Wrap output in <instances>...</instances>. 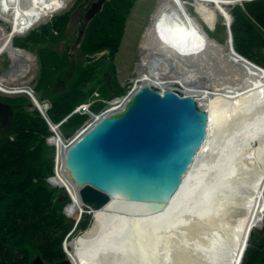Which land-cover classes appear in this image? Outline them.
Instances as JSON below:
<instances>
[{"label":"bare ground","instance_id":"obj_1","mask_svg":"<svg viewBox=\"0 0 264 264\" xmlns=\"http://www.w3.org/2000/svg\"><path fill=\"white\" fill-rule=\"evenodd\" d=\"M70 1L0 0V17L14 16L9 30L0 24V53L7 51L14 59L0 78L1 89L5 77H23L33 59L29 51L14 46V36L65 9ZM188 3L201 20L189 10ZM227 5L220 0H159L141 37V84L157 82L187 94L197 93L208 113L206 135L192 164L166 208L153 214L154 219H161L176 211L178 204L184 224L163 230L158 248L159 234L150 230L152 215L143 213L151 206L112 193L110 202L91 212L88 229L66 242L71 264H237L249 232L262 225L264 68L234 55ZM218 15L226 28L224 43L207 31L216 28ZM177 66L185 71L169 75ZM221 100L228 105L221 112L223 122L215 109ZM62 141L61 136L50 139L58 148L51 182L65 187L71 195L67 214L79 215L83 206L72 172L65 165ZM140 252L142 259L136 260Z\"/></svg>","mask_w":264,"mask_h":264},{"label":"trees","instance_id":"obj_2","mask_svg":"<svg viewBox=\"0 0 264 264\" xmlns=\"http://www.w3.org/2000/svg\"><path fill=\"white\" fill-rule=\"evenodd\" d=\"M80 1L83 0H76ZM135 2L105 0L84 29L78 44L82 59L74 66H67L64 55L61 57L50 46L43 45L64 32L72 9L52 16L26 36L13 38L14 46L37 50L39 69L34 92L40 93V99L52 97L46 114L54 123L66 117L60 125L62 132L86 120L85 114L70 113L94 90L91 83L101 75L105 60L112 62L119 51ZM229 8L234 49L264 68V0H243ZM96 53L102 54L92 62L85 61L86 55ZM114 68L110 63L112 92L116 96L124 90L116 83ZM62 73L70 75L65 90L53 95V82L62 81ZM103 92L108 95L106 85ZM0 100L8 102L12 111L6 119L8 127L0 133V264H30L38 255L47 264H54L67 257L63 241L70 232L85 230L91 214L83 212L77 222L76 217H67L63 207L69 199H58L61 190L49 186L47 178L53 174L54 150L46 143V137L52 132L39 111L29 110L27 106L32 104L22 96ZM240 264H264V229L255 230L248 237Z\"/></svg>","mask_w":264,"mask_h":264},{"label":"water","instance_id":"obj_3","mask_svg":"<svg viewBox=\"0 0 264 264\" xmlns=\"http://www.w3.org/2000/svg\"><path fill=\"white\" fill-rule=\"evenodd\" d=\"M220 1H227L233 5L243 0ZM104 2L105 0L91 2L84 13L85 24L79 30L75 40L76 44L80 43L86 24L100 11ZM228 13L227 28L230 47L234 55L262 69L261 66L234 49L230 28L232 15ZM30 53L36 55L37 51L34 49ZM101 54L86 55L84 59L89 63L99 58ZM109 64V60L103 63L102 73L110 91V97H112V74L109 71ZM30 104L38 109L48 123L49 119L45 111L49 107L48 102L40 104L36 99L31 98ZM1 105L4 104L0 102ZM5 105L10 108L9 105ZM207 124L208 113L197 107L192 94L180 95L173 87L159 90L151 88L150 85L141 84L129 95L120 109L100 118L76 140L67 145L65 165L72 172V178L77 184V198L81 205L87 207L88 212H93L110 202L112 193L125 197L131 202L149 204L151 207L143 213L152 215L149 220L150 230L159 234L158 245L162 244L163 241L160 238L162 231L172 230L174 226L175 229L182 226L184 223L181 220L183 219L178 213V204L176 211L165 216L166 218L163 216L161 219H154L153 214L163 211L175 194L204 140ZM262 192L264 194V186ZM58 199H70L71 201V195L64 188L59 193ZM69 203L67 202L63 208L66 214V207ZM192 205L195 207L194 203ZM184 210L189 209L184 207ZM83 211H85L84 208L77 220ZM262 229H264V224ZM253 233L254 229L249 232L248 237ZM125 238L129 241L127 236ZM247 240L248 238L237 264L241 262ZM63 246L67 254L66 246ZM158 248H161V245ZM133 253L135 254V252L131 254ZM140 254L141 252L138 256L136 254V260L142 259L139 258ZM150 259L152 261V257ZM30 264L47 263L38 255ZM54 264H71V261L67 254L65 259Z\"/></svg>","mask_w":264,"mask_h":264},{"label":"rangeland","instance_id":"obj_4","mask_svg":"<svg viewBox=\"0 0 264 264\" xmlns=\"http://www.w3.org/2000/svg\"><path fill=\"white\" fill-rule=\"evenodd\" d=\"M92 1H94V0H83V1H80L79 3H77L76 0H71L65 9H63L59 12H56L52 15H49L48 17H45L44 19L38 21L33 27H31L25 33L16 34L14 37L26 36L35 27L49 21L52 16L60 14L62 12H65L69 9H72L71 13H70L69 21L67 22V24L65 26L64 32L60 36L57 35L59 37L57 39L55 38V40L50 41L49 44H43V45L50 46L51 49H53L54 52L57 51L61 57L64 55V60H65L64 62H66L65 64L67 66L69 65L68 63H71L73 66L76 64H79L81 61L80 59H82V57L78 52V44L75 43V40L78 36L79 30L82 29V26L85 24L84 13ZM158 1L159 0H136L135 5H134V7H133L128 19H127L125 32H124V35L122 38V42H121L119 51L115 55L112 62H111V60L107 59L110 61V63H112L114 65V67H115L114 73H115L116 83L120 85V87L124 90V92L122 94L113 96V92H112L113 87H112L111 88L112 97H110V91L108 89L109 97L107 98L108 95L105 92H103L104 86L106 85V83H105V80L103 77V73H102L103 70H102L101 75L96 77L94 79V81L91 83L92 87H94V90L91 92V94L88 95V97H90L91 95L93 96L94 92H97V95L94 96V99H96V102L93 104V107H92V109L94 111H97L98 109H100L104 105V103H105L104 101H109V100L114 99L116 97H120V96L125 95L127 93V91L130 90V87L134 83L141 84V82L139 81V77H138V62H139L140 57H141V47H140L141 46V37L144 33L146 26L150 22L151 15H152L153 11L155 10V7H156ZM237 3H239V2H237ZM72 6H73V8H72ZM227 6H228L227 7L228 10H230L229 5H227ZM188 8L194 15H196L199 18V16L196 14L194 6L192 4L188 3ZM2 16H3V18L0 17V24L2 23V25L5 26L7 30H9L12 26L13 21H14V16H12V14H6V15H2ZM207 31H208L209 35L211 37H213L215 40H217L218 42H220V43L225 42L226 28H225V25L223 24V19L220 15H218V22H217L216 28L213 31H211L209 29ZM24 50H26V49H24ZM26 51L30 52V50H26ZM31 55H32L33 59L29 62L30 63V69H28V72L26 73V75L24 77H22L21 79L12 80V81L8 80L10 82L11 86L21 84V85L28 86L29 88H32V89L35 88L36 77H37V73H38L39 68H38V60H37V56H36L37 54L34 55L31 53ZM13 62H14V59L9 55V53L7 51H3L0 53V76L3 73L7 72V70L9 69L10 65L13 64ZM109 66H110V64H109ZM174 70L177 71V73H175ZM174 70L170 71L169 75L173 76L174 74H182L185 71L184 69H182L181 67H178V66ZM109 71H110V69H109ZM198 75L199 74L196 75V78L199 77ZM60 76L63 79L62 81L54 80V82H53V88H52V94L53 95L61 93L65 90V85H66L67 81L69 80L70 75L68 77H66L62 73ZM64 76H65V78H64ZM219 76H221V75H219ZM112 79H113V77H112ZM117 84L115 85V91L117 89ZM111 86H112V82H111ZM150 87L151 88H157L159 90H162L165 88V86L163 87L161 84H159L157 82L151 83ZM173 88L177 89V91L179 92L180 95H183L186 93L182 89H179L176 87H173ZM192 95L196 100L195 102H196L197 107L207 111L206 107L204 105H202L201 101L199 100L200 96L197 93H193ZM18 96L25 97V98H27V101L31 102L30 97L26 93L6 94L3 92H0V97H18ZM34 96L36 97V99L39 102H41V101L42 102H48V104L50 105V101H51L52 97H50V96L44 97L43 96L44 98L40 99L39 98L40 93H37V94L34 93ZM101 99H103L104 101H101ZM0 101L4 102L3 100H0ZM6 104L9 105V107H10V104L8 102ZM100 104H101V106H100ZM95 105H96V108L97 107H99V108L94 109ZM27 108L29 110H31V109L36 108V107L32 104L29 107L27 106ZM215 109L218 113L219 112L221 113L222 111L224 112L228 109V105L224 100L223 101L221 100L218 103V107H216ZM2 112L3 111H1V115H0V133L5 128L8 127V125H6L7 124L6 113L8 112V110L5 109L4 112L3 113ZM222 113L219 116V122L224 121ZM226 113H228V112H226ZM2 116H4V117H2ZM80 126H81V124L76 126V127L73 126L74 128L69 127L67 129H65L63 132H66L67 135L65 134L63 136L62 131L60 132V134L63 138H67ZM220 127H221L220 129L222 130L223 127L222 126H220ZM46 143L50 147H52L54 150L53 151V174L51 175V176H53L54 175V167H55L56 149H55V146L50 144L49 142H47V140H46ZM48 180H50V179H48ZM48 184L50 187H57L61 191L63 190V188L58 187L52 183L48 182ZM87 213L91 214V212H87ZM65 215L67 217H70V218H74V217L77 218L78 217V214H74L73 216H69L65 213ZM92 220H93V216L91 214V221L89 222L87 228L83 231L79 230V231L73 232V233L70 232L67 240L64 241L63 245L66 246V242L74 239L78 235L85 232L88 229V227L90 226V224L92 223ZM263 224H264V221H263ZM263 224L261 225L260 228L254 229V231L255 230H262ZM63 248H64V246H63Z\"/></svg>","mask_w":264,"mask_h":264},{"label":"built area","instance_id":"obj_5","mask_svg":"<svg viewBox=\"0 0 264 264\" xmlns=\"http://www.w3.org/2000/svg\"><path fill=\"white\" fill-rule=\"evenodd\" d=\"M10 69L7 70V72ZM6 72V73H7ZM28 72V71H27ZM26 72V73H27ZM25 73V75H26ZM5 73H3L0 78H3V75ZM23 75V77L25 76ZM16 76H14L15 78ZM22 77L16 79L19 80ZM8 80H14L10 77H5L4 81L2 82V88H0V92L6 93V94H10V93H26L23 91H27V95L29 94L30 98L35 99L34 97V90L32 88H29L28 86L25 85H15V86H11L10 82ZM139 85H137V83H134L131 87L130 90L127 91V93L123 96L120 97H116L114 99H111L109 101H104L103 99H101V101H104V105L103 107L94 112L91 110V107L93 106V104L96 102V99H94V96L97 95V92L93 93V96L91 95L90 97H88L84 102H81L80 104H78L73 110H72V114L73 113H79V114H85L87 115V119L84 121V123L78 128L76 129L69 137L67 138H63L62 144L63 147L65 148L64 150H66L67 145L72 143L74 140H76L84 131H86L87 129H89L92 125H94L100 118H102L103 116L107 115L108 113H111L115 110L120 109L124 102L126 101V99L129 97V95L134 92ZM30 90V91H28ZM21 91V92H19ZM62 122L59 123H52L50 121H48V124L50 126V130L52 131V134L50 136H48L46 138L47 142H49L50 144H52L50 142V139L53 137H59L61 136L60 131H59V126L61 125ZM54 145V144H52ZM55 146V145H54ZM56 149V155H55V165L57 162V154H58V148L57 146H55ZM53 177H50V179Z\"/></svg>","mask_w":264,"mask_h":264},{"label":"flooded vegetation","instance_id":"obj_6","mask_svg":"<svg viewBox=\"0 0 264 264\" xmlns=\"http://www.w3.org/2000/svg\"><path fill=\"white\" fill-rule=\"evenodd\" d=\"M1 103H3L4 105H1L0 106V115H1V111H3L4 112V110L6 109V110H8V112L6 113V119H8L9 118V116H10V109L8 108V107H6V102L4 103V102H2V101H0ZM2 112V113H3ZM2 117H4V116H2Z\"/></svg>","mask_w":264,"mask_h":264}]
</instances>
